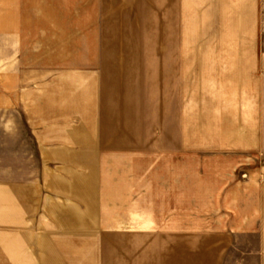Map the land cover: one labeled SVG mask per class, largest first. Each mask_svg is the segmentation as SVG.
I'll list each match as a JSON object with an SVG mask.
<instances>
[{
  "label": "rangeland",
  "instance_id": "374dc122",
  "mask_svg": "<svg viewBox=\"0 0 264 264\" xmlns=\"http://www.w3.org/2000/svg\"><path fill=\"white\" fill-rule=\"evenodd\" d=\"M127 4L94 11L99 23L91 31L111 40H81L78 57L56 55L55 41L40 42L29 58L33 68L63 71L27 73L31 84H9L0 72V176L30 174L33 209L71 207L75 193L56 180L72 173L55 153L45 160L39 152L34 132L40 127L28 118L19 92L48 97L57 84H106L108 124L126 108L134 129L126 152L101 154L94 205L112 231L96 234L97 240L114 242L106 249L114 264L136 257L142 252L136 246H143L144 264H203V224L230 225L233 204L240 223L249 213L256 223L264 220L263 86L232 84L230 77L219 82L218 74L203 72V9ZM78 27L81 33L90 28ZM102 45L109 55L93 49ZM70 48L65 42L63 52ZM9 129L32 131L30 161L6 143ZM246 242L258 245L255 238Z\"/></svg>",
  "mask_w": 264,
  "mask_h": 264
},
{
  "label": "crops",
  "instance_id": "0c3cea01",
  "mask_svg": "<svg viewBox=\"0 0 264 264\" xmlns=\"http://www.w3.org/2000/svg\"><path fill=\"white\" fill-rule=\"evenodd\" d=\"M145 2L147 8H175L182 2L184 8L203 9V72L218 74L219 82L230 77L227 82L232 84H262L264 96V0ZM112 7L127 9V0H0V72L8 74L9 84H31L25 79L27 73L63 71L33 68L29 58L42 48L41 41H55L58 56L78 57L81 40H111L103 34L96 36L91 26L99 23L95 10ZM81 23L90 26L87 32H80ZM45 25L54 26L47 29L54 32H44L41 26ZM69 41L72 52L64 53ZM97 48L103 50L102 56L109 55V46L93 49ZM105 85L57 84L56 94L48 97L19 92L28 118L36 122V129L40 127L34 132L39 152L45 160L47 154L55 153L61 168L72 173L56 181L62 190L71 189L75 199L68 201L71 207L33 209L31 175L16 177L8 170L7 176H0V264H114L115 258L106 251L114 242L97 240L96 235L112 231L102 219L104 210L94 205L97 170L102 153L127 151L134 127L126 108L115 124H108ZM43 127H49L47 133ZM5 133L6 143L28 153L30 161L32 131L9 129ZM237 215L238 206L233 204L230 225L217 223L218 219L203 224V264H264V220L256 223L255 214L249 213L240 223ZM252 238L258 239L256 247L246 242ZM136 249L142 252L121 264H144L143 246Z\"/></svg>",
  "mask_w": 264,
  "mask_h": 264
}]
</instances>
